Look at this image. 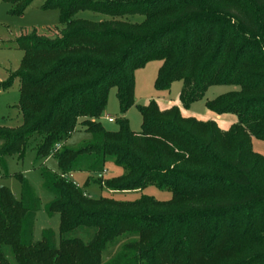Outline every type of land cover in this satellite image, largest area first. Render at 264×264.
I'll return each instance as SVG.
<instances>
[{
  "label": "trees",
  "instance_id": "obj_1",
  "mask_svg": "<svg viewBox=\"0 0 264 264\" xmlns=\"http://www.w3.org/2000/svg\"><path fill=\"white\" fill-rule=\"evenodd\" d=\"M0 1L12 15L34 2ZM41 7L59 11L60 28L54 37L33 29L16 38L23 55L0 90L19 81L21 124L0 126V173L7 176L6 159L21 157L39 136L37 158L52 153L58 167L42 169L41 179L53 197L45 212L59 215V240L50 228L34 240L40 202L17 175L19 197L0 186V264H11L6 248L15 264H104L107 247L126 236L136 239L113 264H264V156L251 143L264 141V0H44ZM80 11L107 18H78ZM134 15L142 19L129 21ZM151 61H160L155 89L180 81L185 109L212 86L238 87L205 101L237 122L222 131L151 99L138 107L140 131L124 118L106 130L99 116L109 91L125 113L134 104V72ZM77 126L91 141L63 146ZM108 159L123 173L101 179ZM78 171L98 174L92 182L100 189L154 186L171 197L93 198L70 180ZM80 228L92 232L88 241L73 235Z\"/></svg>",
  "mask_w": 264,
  "mask_h": 264
},
{
  "label": "rangeland",
  "instance_id": "obj_2",
  "mask_svg": "<svg viewBox=\"0 0 264 264\" xmlns=\"http://www.w3.org/2000/svg\"><path fill=\"white\" fill-rule=\"evenodd\" d=\"M44 0H34V2L24 11L22 15H12L9 13L10 6L8 3L0 1V82H4L9 77L10 73L17 70L23 52L16 46V38L22 34H29L33 29L39 35L54 37L58 35L60 28L59 11L57 9H42L41 5ZM76 17L101 20L106 16L93 13L90 11H80ZM142 16L134 15L129 17V21L138 22ZM160 61H151L144 67L135 70L134 72V104L127 111L121 114L119 109L116 90L112 88L107 97L106 106L99 116L100 124L108 131H116L118 129V121L121 118L127 120L132 131L138 132L141 129L142 118L138 110L139 106H144L148 99H175L179 94L182 83L180 81L173 82L167 91H157L154 87V81L157 76ZM236 86H212L208 88L204 97L194 103V108L203 107L206 99L214 98L220 94L237 90ZM19 101V81L14 80L13 84L7 90H0V126L16 128L21 124L19 110L15 109ZM169 109V108H168ZM18 112V113H17ZM17 114V115H16ZM112 117L114 122H108L107 117ZM188 118V117H186ZM91 141V136L81 127H77L71 136L64 142L63 146L77 149ZM40 143L39 136L31 137L25 144V148L21 157L16 155L6 159L5 172L7 176L0 173V186H6L11 190L15 197L20 195V182L17 175L22 176L34 190L36 197L39 199L40 207L36 213L34 224V240L41 239V231L44 228H50L56 235V242L59 240V215L54 214L48 216L45 212L46 205L52 201V195L43 189L41 170L46 169L50 172L57 173L58 167L55 156L50 153L44 158H37L36 150ZM252 150L264 156V141L252 138ZM123 170L116 166L111 159L106 162L102 178L109 179L119 175ZM98 174L78 171L72 174L74 184L80 187L90 197L96 198L99 196L110 197L107 189H100L92 180L96 179ZM141 194L153 196L157 200H167L171 194L167 190H159L154 186H148L143 190L128 191L127 193H116L111 197L117 200L131 201ZM87 195V196H88ZM87 229L80 228L73 233L74 236L86 241L84 232ZM90 232V231H89ZM134 236H126L119 239L115 246H108L102 254V262L104 264H113L110 260L120 254L124 257L125 251H121L122 246L127 242L135 240ZM6 256L11 264H15L12 254L8 248L5 249ZM130 256V254H126ZM125 255V256H126ZM126 256V257H127ZM123 259H119L116 264H123Z\"/></svg>",
  "mask_w": 264,
  "mask_h": 264
},
{
  "label": "crops",
  "instance_id": "obj_3",
  "mask_svg": "<svg viewBox=\"0 0 264 264\" xmlns=\"http://www.w3.org/2000/svg\"><path fill=\"white\" fill-rule=\"evenodd\" d=\"M159 67H160V63H159ZM177 82V81H176ZM207 92V91H206ZM178 96L179 94H177L176 98L175 99H170V98H166V99H163V98H160V99H154L155 102L157 103L158 107L160 110H165V109H168L172 106H177L180 110V113L183 117H193L199 121H213L217 127L222 130V131H227L233 124H235L237 122V117L234 115V114H230V113H226V114H216L210 110H208L206 107H205V101L207 100H211V99H206L204 101V106L201 108V107H197V108H194V103L188 108V109H185L182 107L179 99H178ZM217 97V96H215ZM214 97V98H215ZM151 99H148L146 104L147 105L149 103ZM15 109L18 111V108L17 106H15ZM18 113V112H17ZM19 114V113H18ZM17 115V114H16ZM109 117V116H108ZM107 117V118H108ZM112 118V117H110ZM114 122V121H113ZM78 127V126H77ZM76 127V128H77ZM80 127V126H79ZM110 159H108L107 161H109ZM106 161V162H107ZM111 161L113 162V160L111 159ZM105 167H106V163H105ZM75 172L71 173L69 175V178L70 180L72 179V174H74ZM123 173V170L120 172L119 170V175H121ZM117 175V176H119ZM73 181V180H72ZM110 194V197L111 195H114L116 193H127L126 191L125 192H115V191H111V190H108ZM142 195V194H141ZM146 195V194H145ZM150 196V195H149ZM104 197H108V196H104ZM153 197V196H152ZM171 197V196H170ZM113 198V197H111ZM139 198V197H138ZM115 199V198H114ZM137 199V198H136ZM170 199V198H169ZM167 199V200H169ZM117 200V199H116ZM135 200V199H134ZM121 201H127V200H121ZM162 201H165V200H162ZM92 235V232L89 230H86V232H84V236H86V241L89 240V238L91 237Z\"/></svg>",
  "mask_w": 264,
  "mask_h": 264
},
{
  "label": "built area",
  "instance_id": "obj_4",
  "mask_svg": "<svg viewBox=\"0 0 264 264\" xmlns=\"http://www.w3.org/2000/svg\"><path fill=\"white\" fill-rule=\"evenodd\" d=\"M107 120H108V122H113L114 121L113 118H110V117H108ZM59 147H60L59 145L56 146V148H59Z\"/></svg>",
  "mask_w": 264,
  "mask_h": 264
}]
</instances>
